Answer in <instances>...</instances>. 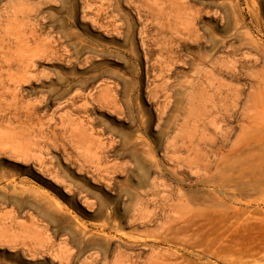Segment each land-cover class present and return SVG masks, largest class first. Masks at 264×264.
<instances>
[{"label": "rangeland", "instance_id": "374dc122", "mask_svg": "<svg viewBox=\"0 0 264 264\" xmlns=\"http://www.w3.org/2000/svg\"><path fill=\"white\" fill-rule=\"evenodd\" d=\"M261 128L264 0H0V264H264Z\"/></svg>", "mask_w": 264, "mask_h": 264}, {"label": "bare ground", "instance_id": "6f19581e", "mask_svg": "<svg viewBox=\"0 0 264 264\" xmlns=\"http://www.w3.org/2000/svg\"><path fill=\"white\" fill-rule=\"evenodd\" d=\"M260 95V94H259ZM260 98H261V96H259ZM211 120V119H210ZM262 120V119H261ZM212 121V120H211ZM261 126H263V125H261ZM260 128V126L259 127H257V129H259ZM263 131H264V128H261ZM259 132V131H258ZM260 133H261V135H260ZM259 133V135L260 136H262V133L263 132H260ZM257 136V135H256ZM263 136H264V133H263ZM253 137V136H252ZM241 138H243V137H241ZM254 138V137H253ZM245 139V138H244ZM264 140V139H263ZM240 142V141H239ZM239 142H237V143H239ZM243 143V142H242ZM262 144V143H261ZM248 146V145H247ZM259 146V145H258ZM244 148V147H243ZM261 148V147H260ZM255 150V149H254ZM260 150V149H259ZM256 151V150H255ZM261 152V151H260ZM260 152H259V154H260ZM251 153V152H250ZM263 153V152H262ZM253 154V153H252ZM256 154V153H255ZM230 155V154H229ZM226 157V156H225ZM250 157H252V156H250ZM254 157V156H253ZM231 160H233V159H231ZM239 160H241V159H239ZM247 161V160H246ZM256 161V160H255ZM238 162V161H237ZM228 165V164H227ZM226 165V166H227ZM250 165V164H249ZM262 165V164H261ZM234 166V165H233ZM203 168L205 169V170H209V163L207 162V163H205L204 165H203ZM227 169V168H226ZM238 169V168H237ZM243 169H244V167H243ZM262 169V168H261ZM245 171V170H244ZM252 171V170H251ZM220 172V171H219ZM238 172V171H237ZM254 172V171H253ZM244 173V172H243ZM257 173V172H256ZM227 174V173H226ZM220 175V174H219ZM222 176V175H221ZM245 176V175H244ZM258 176V175H257ZM228 177V176H227ZM246 177V176H245ZM253 177H254V175H253ZM242 178V177H241ZM253 179V178H252ZM222 181V180H221ZM226 181V180H225ZM242 183V182H241ZM218 184V183H217ZM216 184V185H217ZM224 184V183H223ZM227 184V183H226ZM243 184H244V182H243ZM242 184V185H243ZM219 185V184H218ZM225 185V184H224ZM230 185H232V184H230ZM223 186V185H222ZM253 186V185H252ZM261 186V185H260ZM219 188V187H218ZM236 188V187H235ZM215 189V188H214ZM214 189L212 190L213 192H214ZM231 189H232V187H231ZM211 191V190H210ZM209 191V192H210ZM206 198H208V196L206 197ZM209 199V198H208ZM211 200V199H210ZM206 201H207V199H206ZM221 203H219V204H217V203H215V202H211L210 204H209V206H211L212 208L210 209V211H208V212H206V213H201V214H198L199 216H201L202 215V217H203V219H204V224H206L205 226H207V227H212L213 228V226L216 224L215 222L217 221V219H221V218H219L220 217V215L219 214H221L220 212H218L219 211V209L221 208H219V207H215V206H219ZM226 204V203H225ZM206 205V204H205ZM229 205H231V207H233V205L232 204H229ZM207 206V205H206ZM223 207V206H222ZM228 208H230V207H228ZM223 209H225V208H223ZM227 212V211H226ZM222 214H224V213H222ZM221 214V215H222ZM196 215V213H194V214H191V215H187V216H184V217H182V220H183V222H185V224L187 223L188 224V226L189 225H194L195 226V224H196V222L195 221H193L194 219L193 218H195V217H193V216H195ZM225 217V216H224ZM197 218V217H196ZM223 218V217H222ZM181 219V218H180ZM199 219V218H198ZM223 220V219H222ZM200 222V221H199ZM202 222V221H201ZM219 222H221V220H219ZM203 223L202 224H198V226H196L197 228H196V230H195V235L196 236H200V234L201 235H203L202 233H200L201 231H202V228H203ZM217 223H218V221H217ZM215 227V226H214ZM229 227H231V226H229ZM193 228V227H192ZM205 228V227H204ZM211 228V230H210V232H213V229ZM235 228V227H234ZM234 228H232V230H234ZM221 229V228H220ZM224 230H226V229H224ZM191 231V230H190ZM220 231V230H219ZM204 232V231H203ZM223 232V231H222ZM222 232H220L221 234H222ZM234 232V231H233ZM187 233V232H186ZM186 233H185V236H186ZM226 232H224L223 233V235L225 234ZM189 234H191V233H189ZM193 234V233H192ZM193 234V235H194ZM205 234V233H204ZM206 234H208V233H206ZM216 234V233H215ZM229 234V233H228ZM231 235V234H230ZM188 236V235H187ZM191 236V235H190ZM204 236V235H203ZM227 236V235H226ZM225 236V237H226ZM229 236V235H228ZM201 237V236H200ZM215 237H217V234L215 235ZM214 236L211 238V239H214L215 238ZM219 237V236H218ZM224 237V238H225ZM220 238H221V236H220ZM219 238V239H220ZM223 238V239H224ZM233 238V237H232ZM186 239V238H185ZM193 239V238H192ZM210 239V241L212 242V240ZM218 239V238H217ZM226 239V238H225ZM184 240V239H183ZM188 240V239H187ZM191 240V239H190ZM227 240V239H226ZM229 240H230V238H229ZM195 241V240H194ZM225 241V240H224ZM235 241V240H234ZM192 242V241H191ZM209 242V241H208ZM220 242V243H219ZM219 242L217 243L216 242V244H223V243H221V241L219 240ZM223 242V241H222ZM228 242V241H227ZM236 242V241H235ZM186 243V242H185ZM196 243V242H195ZM194 243V244H195ZM189 244H190V242H189ZM197 245V244H196ZM209 245H211L210 244V242L208 243V246ZM213 245V244H212ZM228 245H230V244H228ZM197 246H199V244L197 245ZM202 246V245H201ZM223 245H221V247H222ZM205 247H207V244L205 245ZM220 246H218L217 248L218 249H221V248H219ZM224 247H226V246H224ZM224 247H223V249H224ZM210 248V247H209ZM214 248V247H213ZM201 249V248H200ZM205 249H208V248H205ZM201 250H203L204 251V249L202 248ZM227 250V249H226ZM215 251H216V249H215ZM214 251V252H215ZM218 251V250H217ZM209 252V251H208ZM214 252L212 253V254H214ZM198 254V253H197ZM211 254V255H212ZM186 256V255H185ZM188 257V256H187ZM182 260V259H181ZM180 260V261H181ZM188 260V259H187ZM186 262V261H185ZM189 262V261H188ZM183 264V263H182Z\"/></svg>", "mask_w": 264, "mask_h": 264}]
</instances>
